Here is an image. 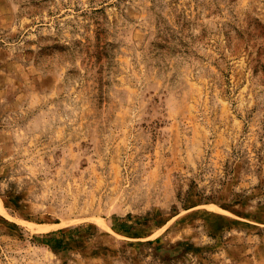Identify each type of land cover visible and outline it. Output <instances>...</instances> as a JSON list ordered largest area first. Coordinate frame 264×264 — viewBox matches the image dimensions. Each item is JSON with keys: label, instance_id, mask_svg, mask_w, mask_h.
<instances>
[{"label": "rangeland", "instance_id": "374dc122", "mask_svg": "<svg viewBox=\"0 0 264 264\" xmlns=\"http://www.w3.org/2000/svg\"><path fill=\"white\" fill-rule=\"evenodd\" d=\"M0 264H264V0H0Z\"/></svg>", "mask_w": 264, "mask_h": 264}]
</instances>
